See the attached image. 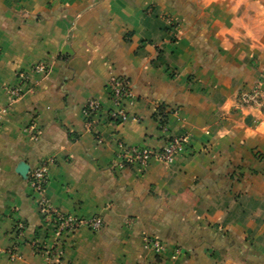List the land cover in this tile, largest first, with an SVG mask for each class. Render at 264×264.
Here are the masks:
<instances>
[{
    "label": "crops",
    "instance_id": "obj_1",
    "mask_svg": "<svg viewBox=\"0 0 264 264\" xmlns=\"http://www.w3.org/2000/svg\"><path fill=\"white\" fill-rule=\"evenodd\" d=\"M39 61L48 71L10 100ZM115 76L133 93L121 123L108 117ZM256 81L264 90V0H0V264H47L16 170L42 160L48 203L102 220L65 235L54 264H264V108L237 107ZM89 99L101 107L87 129ZM183 135L172 164L116 165L119 139L158 149Z\"/></svg>",
    "mask_w": 264,
    "mask_h": 264
},
{
    "label": "built area",
    "instance_id": "obj_2",
    "mask_svg": "<svg viewBox=\"0 0 264 264\" xmlns=\"http://www.w3.org/2000/svg\"><path fill=\"white\" fill-rule=\"evenodd\" d=\"M49 69V64L39 61L31 65L28 70L18 72L17 83L8 86L7 93L10 100L19 98L24 92L32 91L31 87H26L31 74L45 73ZM109 98L113 108L108 112V117L117 122H123L129 115L128 104L133 100V93L127 81L120 76L112 77L108 83ZM264 90L260 82H254L251 87L242 91L238 97L237 107L240 109L256 105H263ZM100 103L96 99L87 100L82 108L85 116V127L90 129L95 122V115L100 109ZM30 137L36 139L39 130L35 125L29 126ZM187 143V136H173L158 149L146 145L129 144L121 139L117 141L118 152L116 154V165L119 167L127 165H139L145 167L152 160H158L165 164L174 163L183 152ZM28 185L37 196L39 212L42 215L48 229L46 239L34 243L35 250L39 251L46 259L47 264H54L59 261L63 254L62 239L65 235L73 233L81 224L89 226L91 229H98L102 220L99 217L80 218L71 213H64L52 206L44 197V191L48 182V162L42 160L28 171ZM18 228H22L18 224ZM143 244L150 246L155 253H160L164 245L158 237L144 236ZM15 257L16 255H12Z\"/></svg>",
    "mask_w": 264,
    "mask_h": 264
},
{
    "label": "water",
    "instance_id": "obj_3",
    "mask_svg": "<svg viewBox=\"0 0 264 264\" xmlns=\"http://www.w3.org/2000/svg\"><path fill=\"white\" fill-rule=\"evenodd\" d=\"M17 172L24 178L28 177L29 165L23 161L19 162L17 165Z\"/></svg>",
    "mask_w": 264,
    "mask_h": 264
},
{
    "label": "rangeland",
    "instance_id": "obj_4",
    "mask_svg": "<svg viewBox=\"0 0 264 264\" xmlns=\"http://www.w3.org/2000/svg\"><path fill=\"white\" fill-rule=\"evenodd\" d=\"M259 108H262V110H263L264 106H263L262 104H260V105H259ZM263 111H264V110H263Z\"/></svg>",
    "mask_w": 264,
    "mask_h": 264
},
{
    "label": "trees",
    "instance_id": "obj_5",
    "mask_svg": "<svg viewBox=\"0 0 264 264\" xmlns=\"http://www.w3.org/2000/svg\"><path fill=\"white\" fill-rule=\"evenodd\" d=\"M162 121V119H160V122Z\"/></svg>",
    "mask_w": 264,
    "mask_h": 264
}]
</instances>
